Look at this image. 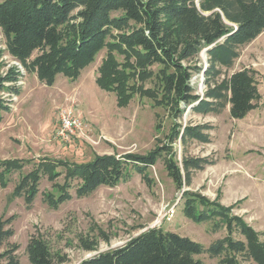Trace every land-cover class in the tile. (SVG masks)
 I'll return each mask as SVG.
<instances>
[{"label":"rangeland","instance_id":"1","mask_svg":"<svg viewBox=\"0 0 264 264\" xmlns=\"http://www.w3.org/2000/svg\"><path fill=\"white\" fill-rule=\"evenodd\" d=\"M36 53L25 64L15 60L0 27V75L12 71L19 90L10 94V82L0 90L5 104L0 109V227L13 229L8 241L17 244L20 264H30L26 246L32 235L44 237L53 251L65 255L61 264H78L153 227L188 236L204 247L224 238L228 216L193 221L184 209L187 192V197L200 194L218 202L230 216L241 217L264 243V30L241 48L228 71L252 68L259 90L258 104L240 119L231 117L229 106L207 114L188 106L175 118L157 87L158 64L145 66L150 74L142 75L117 50L112 53L116 67L132 70L125 104L118 103L116 91L96 82L102 76L107 80L100 72L107 48L76 79L59 74L50 85L30 64ZM199 60L206 64L203 52ZM128 61L134 63L133 58ZM191 83L203 95L202 73L194 74ZM63 109L72 110L82 122L66 138L56 131ZM187 124H209V141L182 143L176 130ZM107 154L121 160L130 154H155V160L145 175L133 171L131 160H126V181L79 194L81 181L74 168ZM184 154L214 162L196 171L190 184L179 186L168 174L166 159L181 164ZM3 250L1 246L0 253ZM195 257L221 264L222 255L205 252Z\"/></svg>","mask_w":264,"mask_h":264},{"label":"trees","instance_id":"2","mask_svg":"<svg viewBox=\"0 0 264 264\" xmlns=\"http://www.w3.org/2000/svg\"><path fill=\"white\" fill-rule=\"evenodd\" d=\"M0 27L6 50L15 60L25 64L37 52L30 64L38 78L49 85L59 74L76 79L107 48L106 63L100 69L107 80L103 82L102 76L96 82L116 91L119 104H125L130 97L126 95V81L132 70L116 67L114 50L123 53L127 65L142 75L150 74L145 66L158 64L156 76L161 82L157 87L175 118L182 117L188 106L200 114L220 113L229 106L231 117L240 119L260 99L252 68L228 71L241 48L264 30V0H2ZM204 50L206 64L202 65L199 59ZM197 73L203 76V95L196 93L191 83ZM16 81L12 71L0 75V90L10 82L8 91L17 94ZM4 105L0 98V109ZM209 128V124H187L182 130L178 128L176 134L182 143L208 142ZM154 155L130 154L121 160L107 154L78 165L74 174L81 181L79 194L86 195L98 185L113 186L126 181V160H131L133 171L145 175ZM213 162L208 157L184 154L181 164L166 159V169L181 186L183 182L190 184L196 171ZM187 194L184 209L193 221L228 216V234L224 238L204 247L188 236L153 227L78 264H206L195 257L205 252L222 255L221 264H264V243L258 232L241 217L230 216L218 202H210L200 194ZM13 233L11 227H0V247L4 246L0 264H20L17 244L8 241ZM26 251L30 264H61L66 259L53 251L42 236L32 235Z\"/></svg>","mask_w":264,"mask_h":264},{"label":"built area","instance_id":"3","mask_svg":"<svg viewBox=\"0 0 264 264\" xmlns=\"http://www.w3.org/2000/svg\"><path fill=\"white\" fill-rule=\"evenodd\" d=\"M82 127L81 120L74 115L72 110L63 109L60 112L58 127L56 129L57 134L62 138H66L77 129Z\"/></svg>","mask_w":264,"mask_h":264},{"label":"water","instance_id":"4","mask_svg":"<svg viewBox=\"0 0 264 264\" xmlns=\"http://www.w3.org/2000/svg\"><path fill=\"white\" fill-rule=\"evenodd\" d=\"M203 54H204V55H206V52H205V50L203 51Z\"/></svg>","mask_w":264,"mask_h":264}]
</instances>
